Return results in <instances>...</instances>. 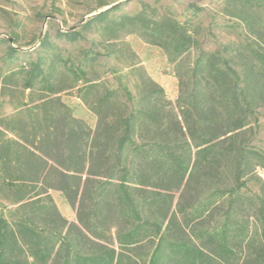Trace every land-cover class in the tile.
<instances>
[{
  "label": "trees",
  "instance_id": "trees-1",
  "mask_svg": "<svg viewBox=\"0 0 264 264\" xmlns=\"http://www.w3.org/2000/svg\"><path fill=\"white\" fill-rule=\"evenodd\" d=\"M226 5L253 39L229 58L197 48L170 18L110 20L120 5L57 33L74 44L101 25L109 42L136 35L161 48L178 81L175 103L142 68L138 99L126 92L125 101L60 56L6 78L3 93L28 92L29 104L0 119V198L16 206L0 214V264H264V184L246 192L264 153L245 142L264 109V0ZM41 47L52 49L49 35ZM76 88L95 128L61 100Z\"/></svg>",
  "mask_w": 264,
  "mask_h": 264
},
{
  "label": "rangeland",
  "instance_id": "rangeland-1",
  "mask_svg": "<svg viewBox=\"0 0 264 264\" xmlns=\"http://www.w3.org/2000/svg\"><path fill=\"white\" fill-rule=\"evenodd\" d=\"M116 5L120 8L111 14L110 20L142 11L155 19L170 18L189 32L197 48L218 52L224 58L235 55L238 47L253 41L243 24L228 16L230 9L226 0H0V119L14 117L23 104H29L28 92L14 91L12 96L3 93L6 78L35 62H40L47 70L56 56L66 60L68 66L82 67L88 72V79L98 80L110 89H119L124 101L128 93L133 100L138 99L142 68L175 103L178 81L161 48L144 43L136 35L109 42L101 25L86 32L84 38L74 44L56 37L58 32L79 30L96 14ZM46 35L53 46L49 50L41 47ZM85 52L90 56L98 54L92 65L83 61ZM60 97L74 117L91 128L96 127L97 118L79 98L78 88L62 92ZM8 136L13 137L12 134ZM245 142L264 153V109L256 111ZM262 184L264 169H259L248 181L246 192L259 195ZM50 194L61 214L69 222H77L76 211L64 195L59 191ZM15 209L16 206L0 198L1 215L9 217Z\"/></svg>",
  "mask_w": 264,
  "mask_h": 264
},
{
  "label": "crops",
  "instance_id": "crops-1",
  "mask_svg": "<svg viewBox=\"0 0 264 264\" xmlns=\"http://www.w3.org/2000/svg\"><path fill=\"white\" fill-rule=\"evenodd\" d=\"M65 198V197H64ZM67 201V200H66Z\"/></svg>",
  "mask_w": 264,
  "mask_h": 264
}]
</instances>
